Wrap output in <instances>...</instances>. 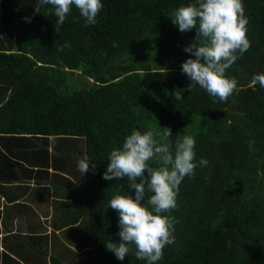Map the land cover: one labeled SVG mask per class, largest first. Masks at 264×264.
<instances>
[{
    "label": "trees",
    "instance_id": "obj_1",
    "mask_svg": "<svg viewBox=\"0 0 264 264\" xmlns=\"http://www.w3.org/2000/svg\"><path fill=\"white\" fill-rule=\"evenodd\" d=\"M101 2L96 24L85 25L73 6L57 32L51 6L36 13L38 0H0V131L22 133L15 155L44 171L68 165L70 153L96 164L80 177L70 163L67 185L52 171L49 185L36 187L52 200L50 229L3 233L0 264H147L105 247L120 239L109 200L134 190L103 173L132 131L167 128L173 144L195 139L196 168L179 185L177 207L162 213L177 221L175 241L156 264H264V88L252 84L264 74V0H242L251 47L226 69L237 90L224 106L199 85L189 91L181 71L196 29L181 32L170 16L195 0ZM72 139L82 142L72 149ZM41 150V161L28 160Z\"/></svg>",
    "mask_w": 264,
    "mask_h": 264
},
{
    "label": "clouds",
    "instance_id": "obj_2",
    "mask_svg": "<svg viewBox=\"0 0 264 264\" xmlns=\"http://www.w3.org/2000/svg\"><path fill=\"white\" fill-rule=\"evenodd\" d=\"M44 5L51 6L49 14L54 12L57 17V32L73 6L85 25L96 24L103 8L101 0H38L35 12L40 13ZM244 12L242 0H195L172 12V23L179 31L196 29L194 41L184 47L190 56L181 65L182 73L190 81L189 91L199 85L214 101L226 102L237 90L236 79L226 76L225 72L251 47ZM257 83L264 88V74L252 77V84ZM177 99L182 96L178 95ZM172 135L169 128L163 133L134 130L125 137L121 147L110 151L103 179L126 178L128 189L134 190V195H115L107 205L118 213L120 239L106 242L105 247L118 260L123 261L134 252L137 259L156 264L163 258L165 246L175 241L173 232L177 221L162 213L177 207L179 185L186 176L194 174L196 141L186 135L173 144ZM51 142L54 144L55 140ZM89 163L87 156L79 160L80 177L89 171L94 173L96 164L92 162L90 168ZM207 163L203 158L199 161L201 166Z\"/></svg>",
    "mask_w": 264,
    "mask_h": 264
},
{
    "label": "crops",
    "instance_id": "obj_3",
    "mask_svg": "<svg viewBox=\"0 0 264 264\" xmlns=\"http://www.w3.org/2000/svg\"><path fill=\"white\" fill-rule=\"evenodd\" d=\"M6 93L3 96H6ZM17 135L23 134L0 131V236L6 231L17 230L21 233H28L29 230L47 232L50 229L48 221L54 212L51 207L52 200L48 202L38 198L36 187L49 185L46 179L50 178L52 171L60 173L55 177V182L65 186L69 182L64 179L67 177V171L64 169L69 168L70 163L75 164L74 170L78 168V155L70 153L68 165L60 167L59 170L48 167L47 171H44L45 168L35 162L25 160L22 153L15 155L20 152L18 148L20 140L14 138ZM74 141L72 139V149L75 147ZM41 154H44L43 150L39 151V155H29L27 158L31 161L36 159L41 161ZM59 195L56 201L61 200L68 204V199L63 194Z\"/></svg>",
    "mask_w": 264,
    "mask_h": 264
},
{
    "label": "rangeland",
    "instance_id": "obj_4",
    "mask_svg": "<svg viewBox=\"0 0 264 264\" xmlns=\"http://www.w3.org/2000/svg\"><path fill=\"white\" fill-rule=\"evenodd\" d=\"M180 42H182V41L179 40V41L175 42V46L180 45ZM184 42H185V43L189 42V39H188V38H184ZM242 61L246 64V61H247V60H246V58H243ZM217 101H218V100H217ZM218 103H219L221 106H224V105L226 104V102H220V101H218ZM79 141H80V140H79ZM80 142H82V141H80ZM80 142H78V140H75V141H74L75 147H78Z\"/></svg>",
    "mask_w": 264,
    "mask_h": 264
}]
</instances>
